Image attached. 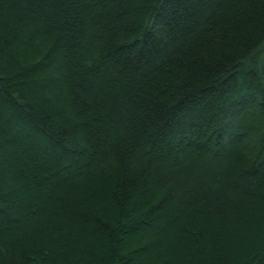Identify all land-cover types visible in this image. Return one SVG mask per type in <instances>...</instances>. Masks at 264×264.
Segmentation results:
<instances>
[{"label":"trees","instance_id":"16d2710c","mask_svg":"<svg viewBox=\"0 0 264 264\" xmlns=\"http://www.w3.org/2000/svg\"><path fill=\"white\" fill-rule=\"evenodd\" d=\"M0 264H264V0H0Z\"/></svg>","mask_w":264,"mask_h":264}]
</instances>
